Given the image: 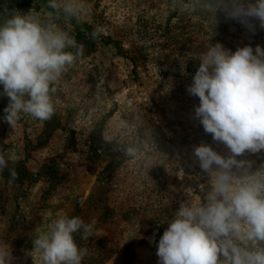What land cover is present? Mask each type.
Returning <instances> with one entry per match:
<instances>
[{
	"label": "rangeland",
	"instance_id": "374dc122",
	"mask_svg": "<svg viewBox=\"0 0 264 264\" xmlns=\"http://www.w3.org/2000/svg\"><path fill=\"white\" fill-rule=\"evenodd\" d=\"M67 2L79 6V21L98 44L84 46L54 85L51 119L22 116L13 129L1 96L0 154L14 162L18 178L10 183L7 170L0 174V245L10 246L12 264H34L33 236L67 214L94 225L89 239L75 237L88 250L83 264H158L168 227L160 221L189 198L188 189L198 198L204 183L194 146L206 142L228 154L194 118L199 99L186 88L199 62L189 53L210 40L233 52L264 47V30L253 34L218 13L212 34L215 18L190 0H58ZM29 11L61 31L77 26L76 19L55 23L44 10L21 13ZM127 146H137L139 156L126 157ZM240 158L256 171L264 151Z\"/></svg>",
	"mask_w": 264,
	"mask_h": 264
},
{
	"label": "clouds",
	"instance_id": "9594fccd",
	"mask_svg": "<svg viewBox=\"0 0 264 264\" xmlns=\"http://www.w3.org/2000/svg\"><path fill=\"white\" fill-rule=\"evenodd\" d=\"M194 10L235 21L255 34L264 30V0H190ZM56 19L79 21L80 8L47 0ZM95 38L96 33H92ZM75 36L58 30L32 11L22 14L5 7L0 13V96L8 98L3 120L13 129L22 116L47 121L55 113L52 96L56 82L83 55ZM199 62L186 91L198 97L194 118L213 142L228 150L221 154L210 144L194 146L192 155L201 169L200 195L189 198L160 221L168 227L159 238L158 264H264V164L253 171L245 154L264 151V47L250 44L234 52L211 40L203 50L189 53ZM181 73L187 75L185 65ZM123 154L137 158V146ZM151 164V160L146 161ZM10 164L13 166L10 167ZM9 182L18 174L14 162L0 154V174ZM94 234V225L79 216L58 215L36 234L28 253L39 264H83L88 250L76 241ZM9 245H0V264H12Z\"/></svg>",
	"mask_w": 264,
	"mask_h": 264
},
{
	"label": "trees",
	"instance_id": "16d2710c",
	"mask_svg": "<svg viewBox=\"0 0 264 264\" xmlns=\"http://www.w3.org/2000/svg\"><path fill=\"white\" fill-rule=\"evenodd\" d=\"M46 4H47V0H0V13L4 11L5 7H7L8 10L10 11L14 10L20 13L23 9L33 8L38 11L44 10L45 12H48L53 22L63 24L62 20L64 17L56 19L52 13V10L48 9ZM76 25L77 26L74 28H67V32L70 35L75 36L76 40L79 43L87 47H93L98 44V41H96L95 38H93L92 36L93 32L91 31L89 27H87L85 23L78 21ZM100 42L102 44H110L112 41L108 37H100ZM0 89H1V86H0ZM3 101L4 100L0 96V108L3 107L2 106ZM20 177H22V175Z\"/></svg>",
	"mask_w": 264,
	"mask_h": 264
}]
</instances>
